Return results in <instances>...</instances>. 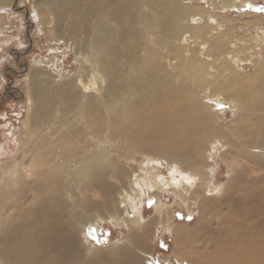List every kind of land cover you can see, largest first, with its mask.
Listing matches in <instances>:
<instances>
[{"label": "bare ground", "instance_id": "1", "mask_svg": "<svg viewBox=\"0 0 264 264\" xmlns=\"http://www.w3.org/2000/svg\"><path fill=\"white\" fill-rule=\"evenodd\" d=\"M207 1L221 13L207 10L203 15L204 10L201 26L183 22H196L198 17L191 0H59L60 7L51 4L56 24L67 19L82 22L87 40L85 44L84 38L78 41L80 70L76 75L59 77L42 70L31 73L21 157L14 155L11 162L0 163V264H74L82 257L76 246L77 231L106 215L118 224H127L133 240L142 242L145 238L139 233L147 235L150 230L144 229L138 217H127L129 210L121 204L111 208L113 192L120 187L123 193L127 183L133 197L128 196L133 200L128 202L133 208L143 203L145 191L137 181H123L129 171H140L161 217L163 189L156 179L165 180L168 188H177L183 196L194 191L195 202H202L211 219L219 213V206L203 203L214 198L209 186L216 166L208 161L207 150L220 142L223 148H230V153L223 154L232 157V149V154L239 152L246 160L256 156L251 162L254 166L249 167L252 172L264 171V141L260 137L253 147L244 145L237 150L235 141L229 139L230 127L227 133L216 126H221L220 114L227 111L237 118L232 123L246 115L264 120V29L256 36L244 35L248 44L254 45L245 51V41L238 39L235 44L232 37L237 35L220 26L228 22L226 10L243 5L245 0ZM160 8H167L169 18L161 15ZM218 16L221 23L216 22ZM240 28L238 24L235 29ZM238 38L242 36L238 34ZM248 65L252 66L250 73L245 72ZM188 86L200 93H186ZM126 136L142 146L153 140L163 147L178 146L170 148L171 157L164 162L169 176L163 177L159 158L154 156H147L148 165L144 161V166L140 163L129 170L113 164L114 152L122 150L117 140ZM210 139L213 141L208 144ZM241 140L246 143L244 137ZM111 166L117 168L116 186L105 177ZM245 188L246 198L239 204L263 200L264 190ZM100 204L106 206L104 215ZM247 209L251 208L240 214L248 216ZM161 221L164 229L171 225ZM202 227L201 231L213 235L207 247L214 246L213 252L206 248L204 255L213 253L220 264L238 259L229 246L231 222L223 226L230 232L222 238V228L217 231L207 222ZM174 233L178 235V231ZM216 233L221 235L215 237ZM93 252L86 248L87 264H98ZM115 253L124 257L120 250Z\"/></svg>", "mask_w": 264, "mask_h": 264}, {"label": "rangeland", "instance_id": "2", "mask_svg": "<svg viewBox=\"0 0 264 264\" xmlns=\"http://www.w3.org/2000/svg\"><path fill=\"white\" fill-rule=\"evenodd\" d=\"M191 1L192 4L190 6L194 8L193 10H196V16L199 19L195 17L196 22L186 19L183 22L187 24L193 25L195 23V25H203L204 20L202 16L207 14V10L221 13L219 7L216 9L207 0ZM0 2L1 163L4 161L11 162L14 155H19L18 158L21 157L20 152L25 136L24 121L28 116V91L32 71H48V73L59 77L79 73L80 64L77 61V45L78 41L83 38V43H86L87 33H85L86 30L83 28L82 22H77L76 25L67 19L64 23L56 24L55 19H53L54 14L51 12V4L60 7L59 0H0ZM244 2L241 6L226 10L225 17L227 16L226 20L228 22H224L220 26L226 27L227 30L230 29L231 32L237 35L232 37L235 44L239 43L238 39L245 41V51H250L254 45L248 44V40L244 35L249 33V37L256 36L259 31L264 29V0H245ZM164 9L160 8V13L161 15L165 14L166 16L164 15V17L167 19L169 15L167 10ZM204 10L206 11L203 14ZM170 13L173 15L172 12ZM184 15L187 17L188 14L184 13ZM259 17L262 18L259 20ZM218 21L220 23L222 21L220 16L216 17V22L219 23ZM85 23L86 21H84ZM238 24L241 27L240 31L239 29H235ZM238 34L242 38H238ZM58 37L61 39L60 41H58ZM251 67L250 65L246 66L245 72L250 73ZM57 79L58 83H60L61 79ZM186 93L198 95L200 90L196 87L188 86ZM234 118L233 112L227 111V113H221V122L218 123L221 126L217 124L216 126H219L221 130L227 133V129L230 127L229 131L231 133H229V139H231V142L235 141L237 150L243 149L244 145L253 147L258 137L264 141V120L260 118L255 121L253 117L246 115L235 123H232L233 120L237 119ZM237 122L238 124H236ZM243 137L246 139L245 144L241 140ZM130 140L132 139L127 136L119 137L117 143L120 144L122 150L114 152L113 164L118 163L129 170L130 166H138L140 163L144 166V161H147L145 165H148L147 156H154L159 158V167L162 170L163 177L169 176L170 172L164 162H166L165 160L169 156L171 157V149L174 150L178 146L163 147L162 144L159 145V142H155L154 140L152 143L142 146V144L131 142ZM212 141L213 139L208 144ZM220 144V142H217L216 148L206 151L208 161L214 163L216 166L213 183L209 186L211 193L214 194V198L204 201V198H202L204 205L219 206V213L215 214L212 219L202 208V202H195L194 191L190 192L192 195L188 193L186 197L177 188L172 186L168 188L165 180L156 179L163 189L160 197L163 211L162 218L159 215L153 198L149 197V187H146L144 181L141 179L142 176H139L141 175L140 171H136L135 174H133L134 171H129V175H125L123 181H125V184L129 180L137 181V185H140L139 187L145 191V194L141 197L143 203L140 204L141 206L134 207L136 212L134 215V208L129 203L133 202V200H130L133 197L129 194L127 183L123 187V193H121L120 187H117L115 192H113L111 196L113 200L111 201V208L119 204H121V207L128 208L127 217L130 219H137L138 217L144 229H149L150 233L144 235L143 232H140L139 234H141L142 238H145V241L137 242L133 240L131 228L127 224H118L116 220L108 217V215L103 216L97 223L91 221L84 230L77 231L78 241L76 242V246L80 249L82 257L74 260V264L88 263L87 261L85 262V253L88 247H91L92 251H94L93 255L97 258L98 264H109L111 261L119 264H220L213 259V253L207 256L203 253L208 248V241L213 239V235L208 233V231L206 233L201 231L203 230L202 226L206 225V222L210 223L212 227L214 226L213 228L217 229V231H219V228H222V235L220 233L215 234V237L221 235V238L228 236L230 230L224 229L223 226L225 227L226 224H230L231 222L232 236L229 240V246H231L238 259L230 262L225 261L223 264H264V195L261 202H258L259 200L250 201L248 206L251 209H247L250 213L248 216L240 214L241 210L248 208V206L239 204L240 199L246 198L247 189L245 187L264 190V171L254 169L255 171L252 172L250 167L254 165L251 162L256 159V156H251V158L246 160L239 152L232 154L231 149L232 157H228V154L223 153L224 151L225 153H230V148L225 149ZM261 150L264 151V145ZM158 151L160 155H158ZM235 155L237 156L235 157ZM134 160L136 163L133 162ZM247 163L249 164L246 165ZM178 164L175 166L179 168ZM234 168L236 170L232 172ZM116 169V167L111 166L105 174L106 180L108 179L107 182L114 184V186L117 183L119 184V181L115 177V174H118ZM181 173L179 169L177 174L180 175ZM196 184L193 183V187L197 186ZM201 186V190L205 191L206 184L202 183ZM199 191L197 189V192ZM127 192L128 194H126ZM128 196H130V199ZM95 198H99V196ZM260 204L262 206L259 210ZM105 207L104 204H100L98 207L102 215H104ZM168 219L170 220L168 221ZM161 220H163V223L167 222L171 225L164 229ZM96 224L98 225L95 227ZM176 231H178V235L175 236L174 232ZM213 247H209L211 252L214 250ZM113 250L114 252L111 253ZM116 250H120L122 254L124 253V257L115 253ZM136 254L137 257L135 256Z\"/></svg>", "mask_w": 264, "mask_h": 264}]
</instances>
